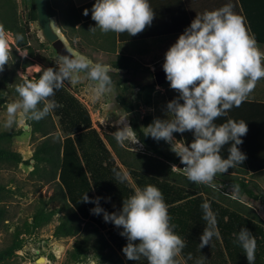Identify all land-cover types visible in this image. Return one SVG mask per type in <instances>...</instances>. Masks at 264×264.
<instances>
[{
    "label": "rangeland",
    "instance_id": "rangeland-1",
    "mask_svg": "<svg viewBox=\"0 0 264 264\" xmlns=\"http://www.w3.org/2000/svg\"><path fill=\"white\" fill-rule=\"evenodd\" d=\"M68 4V0H52L56 13L51 17V22L70 50L71 57L59 54L45 37L39 21L29 18L30 6L26 0H0V77L8 71L13 77H20L19 83L26 87V90L16 94H11L4 86L0 88V210L3 211L0 214V254H5L0 259V264H74L69 261L67 252L78 237L54 235L56 225L70 205L55 178L58 173L57 165L52 168L46 165L51 168L50 173L34 170L35 159L32 157L44 138L41 133L32 131L29 115L33 109L47 118L50 127L48 136L56 139L63 136L50 102L46 100L44 105L32 89L43 72L49 70L50 64L60 68L66 78L65 85L89 109L93 125L124 172L127 184L135 189L140 201L146 206L148 204L131 169L139 175L154 176L187 189L200 188L202 193L224 205L237 206L245 215L257 216L263 221L264 200L243 194L233 186L232 180L245 179L257 192L264 194V167L253 169L251 167H259V164L247 161L251 168L247 171L235 166L230 168L228 164L216 162L214 157L195 154L183 141L179 118L173 110V99L190 97L184 94L195 93L193 86L197 83L182 80L187 77L185 72L164 83H156L153 89L143 92L137 90L133 94L136 114L141 123L144 117L152 121L145 129L158 134L157 143L160 147L180 154L179 163H170L139 141L131 127L130 115L116 101L115 84L93 79L73 64H93L102 69H111L116 55L124 54L133 57V67L137 68L136 79L143 83L155 80L151 72L155 74L158 70L172 66H147L144 64L146 59L135 58V43L122 40L118 42L117 35L111 29L106 28L102 32L98 25L99 18L77 25L76 22L81 18L89 17H84L87 11L72 9ZM90 23L96 26H90ZM22 29H25V38L28 39L19 37L18 32ZM30 50L35 52V56L29 54ZM40 53H46L48 60L39 59L37 56ZM120 72L125 73L124 70ZM233 132L230 141L235 142L236 137L240 141H236L234 147L229 146V149H236L235 155H243L244 142L237 133L234 138ZM60 156L56 152L55 161ZM27 159H30V163L24 162ZM43 199L48 200L47 209L62 208L63 211L57 212L40 226L33 227L32 214L43 203ZM245 204H249L251 210ZM147 214L139 217L141 224L143 219L150 216L157 232L164 235L174 253L184 262L169 232L150 207ZM82 228L84 232H90L92 237L105 235L107 231L85 222L82 223ZM143 236L144 234L135 233V240H141ZM41 256L46 257V261L39 260ZM97 262L98 259L91 250L80 264Z\"/></svg>",
    "mask_w": 264,
    "mask_h": 264
},
{
    "label": "trees",
    "instance_id": "trees-1",
    "mask_svg": "<svg viewBox=\"0 0 264 264\" xmlns=\"http://www.w3.org/2000/svg\"><path fill=\"white\" fill-rule=\"evenodd\" d=\"M26 1L30 6L29 18L38 20L35 1ZM240 1L243 7L244 0ZM48 6L52 17L56 13L52 0H48ZM247 16L254 39L264 43V33L256 30L248 10ZM25 32V29L20 30L19 37L28 39L25 38ZM29 54L35 56L32 50ZM37 57L48 60L46 53H40ZM133 61L131 56L117 54L111 69H102L93 64L73 65L93 79L115 84L116 101L130 115L131 127L139 141L157 156L177 164L181 160L180 154L160 147L157 143L158 134L145 129L152 121L144 117L141 123L136 114L134 92L153 89L156 81L152 79L143 83L136 79L137 68L133 67ZM48 66L49 70L43 72L32 89L44 105L46 100L50 102L63 136L58 139L48 136L50 127L47 118L33 109L29 115L32 131L41 133L44 138L32 157L35 159L34 170L50 173L51 168L57 165L55 178L70 205L69 209L64 210L54 235L78 237L67 252L70 262L80 264L92 250L98 259L96 264H182L164 235L157 232L150 216L143 219L141 224L139 217L148 215L150 207L188 264H264V223L259 217L245 215L237 206L224 205L202 193L200 188L187 189L154 176L139 175L131 169L148 206L141 202L135 189L127 184L124 172L93 125L89 109L65 85L66 78L60 68L53 64ZM151 75L154 76L152 72ZM19 81L20 77H13L6 71L0 77V88L4 86L11 94L23 92L26 87ZM210 99H173V110L179 118L184 143L195 154L214 157L216 162L228 164L230 168L240 167L246 171L263 168L264 162L259 167L250 168V162L246 161L244 155H235L236 150L229 149L227 136L231 131L225 126L221 129L206 124V129H189L195 125L188 124L190 107ZM56 152L61 154L58 161H55ZM24 162L30 163V159ZM232 184L248 197L264 200V194L257 192L245 179H233ZM42 202L32 214L33 227L40 226L57 212L63 211L62 208L47 209L48 200L43 199ZM2 212L0 210V214ZM84 222L107 231L105 235L92 237L90 232L83 231ZM135 233L144 236L136 241ZM4 256L0 254V259Z\"/></svg>",
    "mask_w": 264,
    "mask_h": 264
},
{
    "label": "crops",
    "instance_id": "crops-1",
    "mask_svg": "<svg viewBox=\"0 0 264 264\" xmlns=\"http://www.w3.org/2000/svg\"><path fill=\"white\" fill-rule=\"evenodd\" d=\"M68 3L72 9L87 11L84 17H89L77 25L99 18L100 30L111 29L118 42L135 43V58L146 59L147 66L197 65L182 79L197 83L195 93L184 96L211 99L190 107L188 124L195 125L189 129L225 126L242 138L246 161L264 162V43L254 39L247 16L248 10L256 30L264 33V0H244L243 7L240 0ZM231 134L228 144L234 147L240 139L234 136L237 140L231 142ZM180 256L182 264H188Z\"/></svg>",
    "mask_w": 264,
    "mask_h": 264
},
{
    "label": "water",
    "instance_id": "water-1",
    "mask_svg": "<svg viewBox=\"0 0 264 264\" xmlns=\"http://www.w3.org/2000/svg\"><path fill=\"white\" fill-rule=\"evenodd\" d=\"M35 7L38 14V21L42 27V31L45 37L53 44L56 51L65 57H71V52L68 49L67 45L60 37L59 33L53 28L51 17L49 15V6L48 0H34ZM197 67V65L190 64H180L172 67H168L165 69H161L155 72V81L157 84L164 83L169 79L175 78L179 75L184 74L189 70H193ZM43 258L41 256L39 260Z\"/></svg>",
    "mask_w": 264,
    "mask_h": 264
},
{
    "label": "bare ground",
    "instance_id": "bare-ground-1",
    "mask_svg": "<svg viewBox=\"0 0 264 264\" xmlns=\"http://www.w3.org/2000/svg\"><path fill=\"white\" fill-rule=\"evenodd\" d=\"M40 260H42V261H46V257H43V258H41Z\"/></svg>",
    "mask_w": 264,
    "mask_h": 264
}]
</instances>
